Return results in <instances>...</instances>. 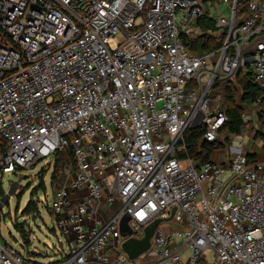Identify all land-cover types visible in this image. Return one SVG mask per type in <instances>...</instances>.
<instances>
[{
  "label": "built area",
  "instance_id": "built-area-1",
  "mask_svg": "<svg viewBox=\"0 0 264 264\" xmlns=\"http://www.w3.org/2000/svg\"><path fill=\"white\" fill-rule=\"evenodd\" d=\"M241 69L264 113V0H0V174L64 157L46 212L68 249L42 263L4 242L0 264H264V161L237 136L222 162L178 157L190 127L216 139L213 86Z\"/></svg>",
  "mask_w": 264,
  "mask_h": 264
},
{
  "label": "rangeland",
  "instance_id": "rangeland-1",
  "mask_svg": "<svg viewBox=\"0 0 264 264\" xmlns=\"http://www.w3.org/2000/svg\"><path fill=\"white\" fill-rule=\"evenodd\" d=\"M197 36V33H192L193 40ZM200 46L201 42L195 41L190 48L191 52L194 54L203 52L204 50ZM217 91L223 93L222 90ZM217 91H212L211 98L214 100L219 95L220 105L225 107L226 103L222 102V96ZM236 96L239 97L238 91ZM246 108L244 109L245 125L239 135H247L258 142L264 141V121L260 122L261 126L257 124L252 115L255 108L252 110H246ZM256 115L261 118L262 113L259 112ZM55 165L56 160L48 158L37 162L31 168L0 174V196L7 192L12 181L19 180L15 193L10 196L8 203L0 210V243L5 242L22 254L34 251L39 254L37 260L42 263L55 262L60 258V254L66 253L68 250L67 242L56 226L53 216L46 212L47 205L49 207L52 200L53 185L50 183V175ZM41 182L44 184L45 190L40 187ZM31 199L38 200L36 204L40 213L23 215V209ZM16 223L23 225L27 240L22 239L19 231L15 228L14 224ZM169 225L174 227L172 223ZM162 227L163 229L168 228L165 227V224H162Z\"/></svg>",
  "mask_w": 264,
  "mask_h": 264
},
{
  "label": "trees",
  "instance_id": "trees-1",
  "mask_svg": "<svg viewBox=\"0 0 264 264\" xmlns=\"http://www.w3.org/2000/svg\"><path fill=\"white\" fill-rule=\"evenodd\" d=\"M206 20V22H210V19ZM222 37L223 36L221 34L209 35L206 41L203 40L201 42V49L206 50L207 47L210 48L220 46L222 43V40L220 41V39ZM234 80L236 81V85L233 83ZM214 90H222L223 93L225 92V94H223L222 92L217 91L220 96H222V102L226 103L225 107L221 106L225 113L226 119L219 128L216 139L213 141H207L203 138L205 130L204 124H199L197 126L188 128L184 132L182 140L185 145V150L178 153V157L180 159L190 157L207 162L210 160V155L213 150L223 148L227 151L233 137L240 134L245 125L243 121L244 109L258 100L261 101L260 90L253 83L251 73L247 69L239 70L232 79L216 82L212 91ZM237 91L239 92L238 98L236 96ZM262 115L264 117L263 111ZM248 156L249 159L252 160V154L248 153ZM68 157L72 159L70 153ZM55 160L56 165L54 166V169H52L53 171L50 175V183L53 186H60L64 179L62 174L64 157L61 154H57ZM40 187L45 190V186L42 182L40 183ZM35 212H37V204L34 199H31L24 207L23 215L34 214ZM14 225L17 231H19L22 239L27 240V234L24 231L23 225L18 223ZM33 254L36 255V253Z\"/></svg>",
  "mask_w": 264,
  "mask_h": 264
},
{
  "label": "water",
  "instance_id": "water-1",
  "mask_svg": "<svg viewBox=\"0 0 264 264\" xmlns=\"http://www.w3.org/2000/svg\"><path fill=\"white\" fill-rule=\"evenodd\" d=\"M19 184V180L12 181L6 193L0 196V210L8 203V200L12 194L15 193ZM174 213V209L171 210V215L168 218H156L150 224L144 228V236L140 239L128 238L121 244L123 251L129 256V258L134 259L140 254L144 253L150 247V239L152 236L157 235V226L163 222L171 219ZM128 216H124L120 222V231L122 236H126L131 233L127 226Z\"/></svg>",
  "mask_w": 264,
  "mask_h": 264
},
{
  "label": "crops",
  "instance_id": "crops-1",
  "mask_svg": "<svg viewBox=\"0 0 264 264\" xmlns=\"http://www.w3.org/2000/svg\"><path fill=\"white\" fill-rule=\"evenodd\" d=\"M234 85H236V81L234 80ZM239 87V86H238ZM255 111L252 112V115L255 118V121L257 124L261 126V121H264L263 115L261 118H259L256 114L262 113V101H256L255 103L251 104L250 106H247L246 110L254 109ZM243 130V129H242ZM237 137H240L242 139L244 148L247 152L252 154V160H258V161H264V141L260 140V142L249 138L247 135H236ZM235 136V137H236ZM234 138V137H233ZM227 151L225 149H215L212 151L210 155L211 160H215L217 162H222V160L227 157ZM222 155V156H221Z\"/></svg>",
  "mask_w": 264,
  "mask_h": 264
},
{
  "label": "clouds",
  "instance_id": "clouds-1",
  "mask_svg": "<svg viewBox=\"0 0 264 264\" xmlns=\"http://www.w3.org/2000/svg\"><path fill=\"white\" fill-rule=\"evenodd\" d=\"M141 215H143V214H141Z\"/></svg>",
  "mask_w": 264,
  "mask_h": 264
}]
</instances>
